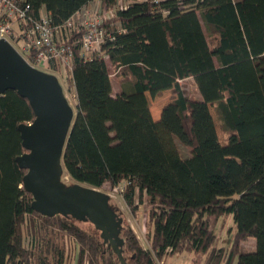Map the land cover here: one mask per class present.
I'll use <instances>...</instances> for the list:
<instances>
[{"label": "trees", "instance_id": "16d2710c", "mask_svg": "<svg viewBox=\"0 0 264 264\" xmlns=\"http://www.w3.org/2000/svg\"><path fill=\"white\" fill-rule=\"evenodd\" d=\"M25 1L34 18L44 9L59 26L94 0ZM100 1L116 9L106 22L115 40L90 55L75 49L66 82L77 115L65 172L103 191L123 184L133 214L146 202L150 248L124 221L128 264H158L178 253L193 254L191 264H264V0H159L127 8L120 0ZM109 64L120 79L118 94ZM190 78L197 99L181 89ZM171 89L176 96L156 121L150 99ZM34 119L18 92L0 96V264H66L68 240L76 243V264H121L95 228L32 209L27 172L16 158L25 152L19 126ZM230 217L231 241L218 246L216 227ZM27 218L41 220L31 223L35 251L22 238ZM250 239L255 249L243 253Z\"/></svg>", "mask_w": 264, "mask_h": 264}, {"label": "water", "instance_id": "95a60500", "mask_svg": "<svg viewBox=\"0 0 264 264\" xmlns=\"http://www.w3.org/2000/svg\"><path fill=\"white\" fill-rule=\"evenodd\" d=\"M14 90L27 99L35 119L21 124L25 152L16 158L27 173L25 190L33 197L32 209L44 217L61 215L91 223L104 243L128 264L123 255L124 219L109 202L108 193L76 183L67 185L64 153L77 111L69 102L59 78L31 66L6 40H0V96Z\"/></svg>", "mask_w": 264, "mask_h": 264}, {"label": "built area", "instance_id": "2783aa9c", "mask_svg": "<svg viewBox=\"0 0 264 264\" xmlns=\"http://www.w3.org/2000/svg\"><path fill=\"white\" fill-rule=\"evenodd\" d=\"M158 1L120 0L118 5L127 8L135 2ZM30 10L25 0H0V40L8 41L34 68L51 69L57 77L72 72L75 49L90 55L107 40H115L114 33L106 27V22L115 17V8H85L59 26L53 24L44 9L39 18H34ZM124 191V185L119 184L108 194L114 197Z\"/></svg>", "mask_w": 264, "mask_h": 264}, {"label": "rangeland", "instance_id": "374dc122", "mask_svg": "<svg viewBox=\"0 0 264 264\" xmlns=\"http://www.w3.org/2000/svg\"><path fill=\"white\" fill-rule=\"evenodd\" d=\"M113 25L115 27H119V23L114 22ZM40 69H42L43 71H46V73H50V74L54 73L51 69L49 70V69H46L44 67H40ZM109 70L111 73V79L113 82L114 93H115L116 90H119L120 79L118 78L116 69L111 64H109ZM66 76L67 75H65V74H59L58 78H59L61 85L63 86L64 92H65L69 102L71 103L73 108H75V110H76V100L74 97V93L71 90H69L70 88L66 82ZM180 86H181V89L183 90L184 94L188 98L197 99L200 97V94H199L193 80L180 82ZM175 96H176V94H175L174 89H171L170 91H167L163 94H160V98H158V101H157V98L156 99L151 98L150 99L151 107L155 111L161 107V103L167 104L169 101H171L173 98H175ZM214 111L215 110L213 109V112ZM215 116H216V114H215ZM216 118H217V116H216ZM217 125H218V131H219L222 143L227 144L228 143V134L224 133L221 130L220 124L218 122V118H217ZM178 145H179V149H180V152H181L183 157L190 156V151L184 145H182L181 143H178ZM63 181L67 185L76 184V182L74 180H72L66 172L63 175ZM104 191H108V189H104ZM106 193L112 194L113 192L108 191ZM144 200H146V198ZM109 204L112 207V209L117 213V215L120 217H123L124 221L133 228V231L135 232L136 236L139 237V239H140L139 241H142V243L144 244V247L150 248V242L147 238L148 230H147V226H146V224H147L146 223V214L144 212V208L146 207V202L140 206L137 214L131 213L130 209L126 206V204L124 202L122 194H114V197H111ZM35 221H37V223H41L40 219H35V220L30 222L29 218H27L26 222L23 224V226L21 228L22 238L24 240V246L27 250H30L33 247L34 251H35L39 248L37 246H36V248L34 247L37 244L32 246V238H33V236H35L37 234L36 226H34L35 231H34V228L32 226V224H34ZM231 222H232L231 220H228L226 223L231 224ZM74 223L76 225H78L79 227L86 229V230L87 229L94 230V228H95L90 223H83V222L79 223L76 221H74ZM221 223L222 222H220L219 225H217V227H216V234H217L218 239H220L219 240L220 242L217 245L218 246H221V245L228 246L230 241H231V238H230V236L222 237V234H221L222 232H221V227H220ZM41 241H39V242H41ZM252 242H253V240H252ZM60 243L62 244V242H60ZM67 244H68V248H67V253H66L67 254L66 264H76V257H77V253H78L76 243L72 240L71 241L68 240ZM41 246L43 247V250L46 249L45 244H42ZM242 251H243V253H248L252 250H251V248H248V246L244 245L242 247ZM167 257H168L167 262L166 261L162 262V260H161L158 264H169V263L187 264V263H191L192 259H193V254L178 253L175 255L167 256ZM200 264H205V262L201 261ZM234 264H236V262H234Z\"/></svg>", "mask_w": 264, "mask_h": 264}, {"label": "crops", "instance_id": "0c3cea01", "mask_svg": "<svg viewBox=\"0 0 264 264\" xmlns=\"http://www.w3.org/2000/svg\"><path fill=\"white\" fill-rule=\"evenodd\" d=\"M98 7H103L102 6V3H101V1L100 0H94V1H92L88 6H87V8H90V9H93V10H95V9H98ZM190 80H193L192 78H190V79H187V80H182V81H180V82H185V81H190ZM113 89H114V87H113ZM167 91H170V90H166V91H164V92H162L161 94H163V93H165V92H167ZM120 92V86H119V90H116V92L114 93V94H118ZM157 101H158V98H160V95H158L157 97ZM155 98V99H156ZM164 105L165 104H163V103H161V107L159 108V109H157V110H153V108L151 107V111H152V115H153V118L156 120V121H158L159 119H160V117H161V112H162V108L164 107ZM228 220H231L232 221V217H230ZM229 226H230V224H228V223H226L222 228H221V234H222V237H226V236H228V228H229ZM133 229V228H132ZM138 239H139V237H138ZM140 240V239H139ZM252 240H253V242H252ZM140 243L143 245V247H144V244L142 243V241H140ZM255 244H256V242H255V240L254 239H250V240H248V241H245V242H243L242 243V247L245 245V246H248V248H251V250H254L255 249ZM167 260H168V257H166V258H164L163 260H162V262H164V261H166L167 262ZM169 264H172V263H169ZM187 264H191V263H187Z\"/></svg>", "mask_w": 264, "mask_h": 264}]
</instances>
